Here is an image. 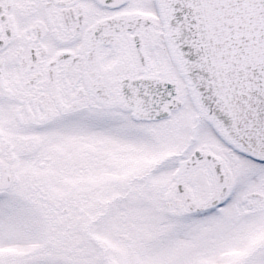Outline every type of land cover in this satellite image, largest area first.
<instances>
[{
    "label": "snow or ice",
    "instance_id": "1",
    "mask_svg": "<svg viewBox=\"0 0 264 264\" xmlns=\"http://www.w3.org/2000/svg\"><path fill=\"white\" fill-rule=\"evenodd\" d=\"M0 264H264V0H0Z\"/></svg>",
    "mask_w": 264,
    "mask_h": 264
}]
</instances>
